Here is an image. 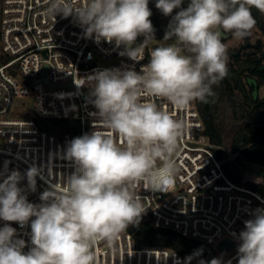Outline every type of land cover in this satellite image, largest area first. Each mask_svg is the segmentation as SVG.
<instances>
[{"label": "clouds", "instance_id": "obj_1", "mask_svg": "<svg viewBox=\"0 0 264 264\" xmlns=\"http://www.w3.org/2000/svg\"><path fill=\"white\" fill-rule=\"evenodd\" d=\"M184 2L156 0V8L171 20L139 72L103 69L85 78L96 109L95 130L69 142L66 158L75 171L60 188L43 192L37 205L18 186L23 179L18 171L0 182V220L31 221L27 252L25 242L15 239V228L7 223L0 228V264H97L96 247L114 249L118 237L146 211L135 188L144 183L157 192L174 184L175 156L187 126L147 98L178 110L209 102L213 86L228 75L224 35L245 39L257 23L251 9L264 14V0H188L181 7ZM148 5L149 0H47L45 14L54 21L57 15L72 16L85 38L123 46L120 55L139 62L156 40ZM140 36L144 40L137 44ZM26 175L34 191L39 169L32 167ZM244 224L238 264H264V209H256ZM210 264L221 261L214 258Z\"/></svg>", "mask_w": 264, "mask_h": 264}, {"label": "built area", "instance_id": "obj_2", "mask_svg": "<svg viewBox=\"0 0 264 264\" xmlns=\"http://www.w3.org/2000/svg\"><path fill=\"white\" fill-rule=\"evenodd\" d=\"M46 7L47 0H3L0 11V57L5 59V63L0 61V182L18 171L23 177L18 186L28 201L37 205L43 192L53 185L61 187L60 183L75 171V164L66 158L62 143L41 130L35 119L76 120L81 136L91 133L96 109L89 102L85 78L103 69L139 72L156 45L155 40L149 43L144 59L133 61L120 55L123 46L85 38L83 28L72 16L57 15L54 21L45 14ZM143 40L140 36L136 43ZM44 68L47 83L41 81ZM28 97L33 98L35 117H11L14 99ZM147 99L187 127L175 156L179 170L174 184L157 192L147 190L144 183L135 188L146 208L140 220L204 243L214 249L223 264H238V236L244 222L253 218L256 209H264V195L249 186L257 179L245 174L240 183L230 180L223 169L224 160L214 153L217 147L203 133L195 102L178 110L166 101ZM32 167L39 169L34 191L26 175ZM6 223L16 229L15 239L25 242L23 251L27 252L31 221L20 225L0 220V228ZM224 240L235 246L222 255L216 247ZM95 255L97 264H183L172 249L135 247L128 232L118 237L112 250L98 245Z\"/></svg>", "mask_w": 264, "mask_h": 264}, {"label": "trees", "instance_id": "obj_3", "mask_svg": "<svg viewBox=\"0 0 264 264\" xmlns=\"http://www.w3.org/2000/svg\"><path fill=\"white\" fill-rule=\"evenodd\" d=\"M187 2L185 0L181 7H186ZM2 4L3 0H0V11ZM148 6L152 11L150 20L157 45L163 40L171 16L163 15L156 8V0H149ZM177 11L179 9H175L173 15ZM261 82L264 84V77ZM213 92L214 96L209 97V102L195 103L203 123V133L217 147L214 153L217 158L224 160L223 169L226 175L235 183H240L245 174L264 178V104L249 107L245 99L235 92L228 75L218 85L213 86ZM35 120L41 130L53 135L65 149L71 140L81 136V126L76 120ZM222 149L236 154L237 157L233 161L226 159ZM249 186L264 195V183L253 181ZM127 232L131 234L135 247L172 249L180 255L183 264H200V261L210 264L214 258L221 261L214 249L204 243L184 238L169 229L154 228L142 220L137 225H130Z\"/></svg>", "mask_w": 264, "mask_h": 264}, {"label": "flooded vegetation", "instance_id": "obj_4", "mask_svg": "<svg viewBox=\"0 0 264 264\" xmlns=\"http://www.w3.org/2000/svg\"><path fill=\"white\" fill-rule=\"evenodd\" d=\"M257 23L251 34L242 40L225 34L223 42L228 48V78L235 92L245 99L249 107L264 104L260 91L264 90V14L251 9Z\"/></svg>", "mask_w": 264, "mask_h": 264}, {"label": "rangeland", "instance_id": "obj_5", "mask_svg": "<svg viewBox=\"0 0 264 264\" xmlns=\"http://www.w3.org/2000/svg\"><path fill=\"white\" fill-rule=\"evenodd\" d=\"M260 94L262 97H264V90L260 91ZM11 117H35V109H34V103L33 98H16L13 101L12 108L10 111ZM224 153L226 154V159L233 161L237 155L236 154H230L227 150L222 149ZM258 171H261L260 168H256ZM255 179L260 178L257 176H254Z\"/></svg>", "mask_w": 264, "mask_h": 264}, {"label": "water", "instance_id": "obj_6", "mask_svg": "<svg viewBox=\"0 0 264 264\" xmlns=\"http://www.w3.org/2000/svg\"><path fill=\"white\" fill-rule=\"evenodd\" d=\"M45 53L43 52V55H44ZM0 61L2 62V63H5V59L3 58V57H0ZM11 73L14 75L15 73H14V71H11ZM41 81L42 82H44V83H47V78H46V68H44V71H43V76H42V78H41ZM48 87L50 88V85H48ZM235 161H237V160H235ZM262 177H264V173H262ZM235 246V244L234 243H232V242H230V241H228V240H224V241H222V242H220L218 245H217V247H216V249L219 251V253L220 254H225L228 250H230L232 247H234Z\"/></svg>", "mask_w": 264, "mask_h": 264}]
</instances>
